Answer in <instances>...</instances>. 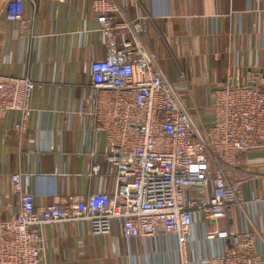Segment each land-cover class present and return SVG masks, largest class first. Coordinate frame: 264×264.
I'll return each mask as SVG.
<instances>
[{"label": "crops", "instance_id": "0c3cea01", "mask_svg": "<svg viewBox=\"0 0 264 264\" xmlns=\"http://www.w3.org/2000/svg\"><path fill=\"white\" fill-rule=\"evenodd\" d=\"M9 1L0 0V69L29 77L36 87L25 132L15 130L18 113L0 114V220L17 212L15 173L38 205L115 186L105 174L115 172L102 155L105 134L83 113L90 63L108 50L93 0H24V22L6 20ZM116 1L122 15L147 17L142 40L174 85L186 77L191 94L183 100L190 107L207 106L224 82L242 85L264 71V0ZM111 19L123 20L117 13ZM227 175L243 182L246 202L230 218L197 219L187 264L221 251L225 240L210 234L231 228L256 232L264 259V143L242 154ZM43 235L46 264H181L177 239L166 233L125 239L118 225L95 234L87 222L75 221L47 224Z\"/></svg>", "mask_w": 264, "mask_h": 264}, {"label": "built area", "instance_id": "2783aa9c", "mask_svg": "<svg viewBox=\"0 0 264 264\" xmlns=\"http://www.w3.org/2000/svg\"><path fill=\"white\" fill-rule=\"evenodd\" d=\"M23 3L10 0L6 20L24 22ZM93 8L108 50L90 63L83 113L105 134L102 155L115 169L105 174L115 186L38 205L21 174H13L17 212L0 220V264H46L43 227L75 221L87 222L95 234L118 225L125 239L175 236L180 262L187 264L197 219L230 218L246 202L243 182L227 171L264 143V71L251 73L242 85L224 82L212 90L207 106L190 107L183 100L191 94L186 77L174 85L142 40L147 17L122 15L116 0H93ZM116 13L122 21L112 22ZM121 29L127 32L118 39ZM35 87L31 78L0 69V114L18 113L20 133L27 129ZM93 169L98 174L100 164ZM210 237L225 240L224 248L199 256L200 264H264L256 232L216 229Z\"/></svg>", "mask_w": 264, "mask_h": 264}]
</instances>
